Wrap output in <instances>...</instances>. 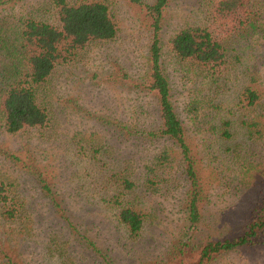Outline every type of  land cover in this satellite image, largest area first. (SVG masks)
Returning <instances> with one entry per match:
<instances>
[{"label": "rangeland", "instance_id": "rangeland-1", "mask_svg": "<svg viewBox=\"0 0 264 264\" xmlns=\"http://www.w3.org/2000/svg\"><path fill=\"white\" fill-rule=\"evenodd\" d=\"M52 1L0 0L1 73L21 53L25 20L55 24ZM69 1L104 3L116 34L54 68L40 89L45 127L0 130V185L22 212L0 218V264H188L208 241L236 237L254 205H264V19L213 25L225 57L211 72L178 61L169 39L186 24L210 25L213 0H168L161 12L159 63L196 177L194 224L185 162L159 137L156 97L145 89L153 31L145 6L156 0ZM245 88L257 95L253 106L244 105ZM162 152L172 163L152 191L144 170ZM122 191L123 206L131 202L143 216L136 239L107 203ZM259 242L208 264H264V235Z\"/></svg>", "mask_w": 264, "mask_h": 264}, {"label": "trees", "instance_id": "trees-1", "mask_svg": "<svg viewBox=\"0 0 264 264\" xmlns=\"http://www.w3.org/2000/svg\"><path fill=\"white\" fill-rule=\"evenodd\" d=\"M168 0H156L145 6L152 20V42L148 49L149 70L145 89L156 97L158 134L170 140L179 150L185 162L183 173L189 184L186 214L190 223L198 221L196 177L184 142L183 127L173 107L170 87L164 76L159 59L157 30L161 12ZM251 0H213L209 11L210 25L186 24L169 39V48L175 58L189 68L201 67L213 72L224 63V48L213 25L220 26L225 20L234 19L237 26L254 23L252 17L264 19V3ZM257 3V4H254ZM259 3V4H258ZM55 24L27 19L22 23L21 53L9 55L12 63L0 72V130L13 135L25 129L42 128L49 122V111L41 97L40 89L47 82L54 68L69 60L77 51L92 42L109 41L115 37L116 27L108 8L101 2H71L53 0ZM243 19H245L243 21ZM244 105L253 106L257 100L255 92L243 90ZM193 111H194V107ZM189 112L190 109H188ZM81 140V139H80ZM97 154L102 148L99 145ZM172 163L167 152L157 155L145 167L144 183L152 191L156 190ZM123 191H130L133 183L128 179L120 182ZM7 187L0 185V218L15 220L21 218V204L9 195ZM111 197L107 203L117 209L116 218L129 239H136L143 225V216L131 202L123 206L120 197ZM18 208V209H17ZM249 221L233 238L208 241L198 248L195 259L188 264H208L215 256L236 248H246L259 244L264 235V205H254L249 213Z\"/></svg>", "mask_w": 264, "mask_h": 264}]
</instances>
